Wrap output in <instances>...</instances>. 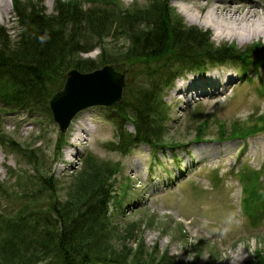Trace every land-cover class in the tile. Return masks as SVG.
I'll use <instances>...</instances> for the list:
<instances>
[{
	"label": "rangeland",
	"instance_id": "1",
	"mask_svg": "<svg viewBox=\"0 0 264 264\" xmlns=\"http://www.w3.org/2000/svg\"><path fill=\"white\" fill-rule=\"evenodd\" d=\"M7 1L10 10L0 18V26L15 41L19 31L13 0ZM30 1L45 8L47 14L53 12L57 2ZM77 1L84 8L106 5L112 13L117 11L113 0ZM114 1L122 10L132 11L146 7L152 0ZM257 1L264 4V0ZM24 2L28 5L27 0ZM209 2L169 0L185 25L207 31L215 46L228 43L243 49L255 42L264 43V34L242 43L218 36L213 27L188 21L180 10L202 5V10L195 11L203 16L210 8ZM256 10L261 13L263 9ZM82 30L84 36L94 38L92 50L80 53L83 59L96 60L103 49L109 52L108 48L129 42L126 35L119 33L100 37L91 25ZM251 62L243 78L242 64L236 61L208 63L177 75L171 88L161 92L164 140L174 147L155 153L143 143L125 154L111 149L107 143L117 138L113 121L102 110L108 107H90L78 113L67 131L60 133L49 108L48 112L41 107L31 113H9L0 103V214L18 209L21 199L15 194L21 195V187L35 175L47 176L48 181L51 178L59 198L66 197L83 158L89 154L98 162L119 167L109 210L117 228L109 230L106 243L113 254L152 264H166V260L173 264H247L255 260L264 253V50ZM133 68L137 70L139 65ZM208 75L219 77L221 83L187 94L175 90L182 81ZM124 80L129 83L123 87L121 99L125 98L124 90L129 93L135 86L137 91L136 85L141 82L126 77ZM80 121L87 122L82 131L77 126H81ZM204 121L207 127L203 139L195 142L198 124ZM235 121L240 125L246 121L247 125L256 123L259 130L245 139L219 138V124L223 122L230 128ZM126 128L132 130L129 123ZM77 135L80 139L73 142ZM249 170L256 171L258 178L246 190L239 175ZM250 204L260 206L251 211Z\"/></svg>",
	"mask_w": 264,
	"mask_h": 264
},
{
	"label": "trees",
	"instance_id": "2",
	"mask_svg": "<svg viewBox=\"0 0 264 264\" xmlns=\"http://www.w3.org/2000/svg\"><path fill=\"white\" fill-rule=\"evenodd\" d=\"M27 1L28 5L24 0H13L19 31L15 41L0 26L2 108L9 113H31L41 107L47 111L49 99L61 89L69 69L87 72L112 65L126 79L141 81L137 91L135 86L129 93L124 90V99L102 109L116 127L117 140L107 145L122 154L141 143L152 152L172 148L163 135L161 92L171 86L177 75L208 63L236 61L247 69L251 59L264 50L260 42L243 49L228 43L215 46L207 31L185 25L169 0H152L146 7L132 11L122 10L113 0L117 8L113 13L106 5L84 8L77 0H57L49 14ZM83 21L100 37L119 33L126 35L129 42L108 48L109 52L103 49L96 60L83 59L80 53L92 50L94 40L93 36H84ZM258 62L255 61L257 65ZM135 65H139L138 71ZM128 123L132 130L126 128ZM245 123L241 122L244 127L235 121L229 128L221 122L217 134L219 138H245L259 130L256 123ZM206 127L205 121L198 124L195 141L203 138ZM117 170V165L98 162L87 154L75 174L76 181L62 199L47 176L35 175L25 183L21 195L15 194L21 199L18 209L0 214V264H152L128 261L107 249L109 230L117 228L109 217ZM239 176L247 190L258 173L249 170ZM257 206L260 205L250 204L249 209L254 211ZM164 263L173 264L168 260ZM247 264H264V253Z\"/></svg>",
	"mask_w": 264,
	"mask_h": 264
},
{
	"label": "bare ground",
	"instance_id": "3",
	"mask_svg": "<svg viewBox=\"0 0 264 264\" xmlns=\"http://www.w3.org/2000/svg\"><path fill=\"white\" fill-rule=\"evenodd\" d=\"M210 8L203 15L199 16L197 10H202V5H197L195 9L189 7H180L181 12L186 16L187 20L199 25L213 27L216 30V35L229 39H238V43H242L248 39H252L260 34H264V4L257 0H210ZM263 9L260 12L256 8ZM10 10V4L7 0H0V18L7 14ZM208 75L197 79L189 78L178 83L175 90L177 93L196 92L199 88L205 86L219 85L221 79ZM79 121V119H78ZM81 126L77 125L82 131V128L87 122L80 121ZM79 135L75 136L73 142L79 140ZM0 163H2L0 161Z\"/></svg>",
	"mask_w": 264,
	"mask_h": 264
},
{
	"label": "water",
	"instance_id": "4",
	"mask_svg": "<svg viewBox=\"0 0 264 264\" xmlns=\"http://www.w3.org/2000/svg\"><path fill=\"white\" fill-rule=\"evenodd\" d=\"M124 84V74L109 65L87 73L69 70L62 89L48 103L60 133H64L74 116L86 108L114 106L121 99Z\"/></svg>",
	"mask_w": 264,
	"mask_h": 264
}]
</instances>
